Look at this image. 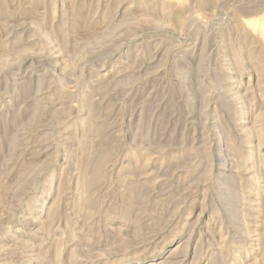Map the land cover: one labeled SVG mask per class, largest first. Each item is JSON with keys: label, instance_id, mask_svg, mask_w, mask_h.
<instances>
[{"label": "rangeland", "instance_id": "obj_1", "mask_svg": "<svg viewBox=\"0 0 264 264\" xmlns=\"http://www.w3.org/2000/svg\"><path fill=\"white\" fill-rule=\"evenodd\" d=\"M0 264H264V0H0Z\"/></svg>", "mask_w": 264, "mask_h": 264}]
</instances>
